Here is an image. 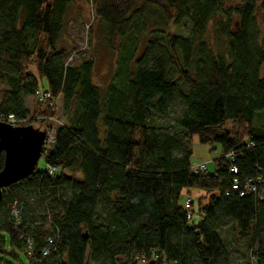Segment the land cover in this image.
<instances>
[{"label":"trees","instance_id":"obj_1","mask_svg":"<svg viewBox=\"0 0 264 264\" xmlns=\"http://www.w3.org/2000/svg\"><path fill=\"white\" fill-rule=\"evenodd\" d=\"M72 2L0 0V122L26 120L39 88L50 96L36 116L58 121L44 169L2 191L0 251L8 242L29 264H236L221 236L231 223L245 264H264V0H91L115 55L104 89L92 59L67 61ZM186 20L188 34L173 31ZM193 135L218 145L213 171L192 173ZM191 188L206 194L187 217Z\"/></svg>","mask_w":264,"mask_h":264},{"label":"rangeland","instance_id":"obj_2","mask_svg":"<svg viewBox=\"0 0 264 264\" xmlns=\"http://www.w3.org/2000/svg\"><path fill=\"white\" fill-rule=\"evenodd\" d=\"M68 22L67 30L65 34V41L69 47H72L71 54L68 57V62L72 64H79L83 60L92 59L95 66L94 81L96 84L100 85L104 89L106 82L110 79L113 72V65L115 55L111 53L105 46L102 45L100 37L97 35V28H100L99 22L95 18V10L92 7L91 0H73L68 10ZM190 23L188 20L184 21L181 25L173 27V31L186 35L190 31ZM100 33V30H99ZM31 71L36 73L34 66L29 68ZM260 76L264 77V63L260 69ZM41 85H45V79H38ZM4 89L0 85V90ZM43 90V89H41ZM43 99H36L35 97H27L26 105L30 110L28 118L23 121V123L18 125L31 124L36 128L43 130V127H52L48 129H54L57 122L54 120L46 121L49 122L48 126L40 121L39 116H36V109L41 106L38 101ZM57 106L60 108V101L57 102ZM179 108L175 107L170 110L168 122L166 124L172 123L174 119L179 115ZM60 118V117H59ZM7 122V121H6ZM189 145L192 151L191 163L199 164L204 163L206 165L207 171L211 172L214 168L213 160L219 156L218 145H209L199 142L196 135H193L189 139ZM212 146L215 149H212ZM45 162L43 157L37 162V169H44ZM190 195L185 192L182 194V200L189 198L193 200V209H197V198L199 196L205 195L206 191L196 188H191ZM199 220V216L194 214L193 221ZM231 223L222 230L221 236L230 252V258L232 262L236 264H245V254L244 245L239 241L232 231ZM12 251L14 257L12 256ZM0 262L3 264H29L25 254L16 249H12L8 242L5 243L2 251H0ZM250 264H254L253 261H249ZM140 264H148L141 262Z\"/></svg>","mask_w":264,"mask_h":264},{"label":"water","instance_id":"obj_3","mask_svg":"<svg viewBox=\"0 0 264 264\" xmlns=\"http://www.w3.org/2000/svg\"><path fill=\"white\" fill-rule=\"evenodd\" d=\"M44 140L45 131L31 124L14 126L0 122V153L4 155L0 170V201L5 188L34 172L42 157Z\"/></svg>","mask_w":264,"mask_h":264},{"label":"built area","instance_id":"obj_4","mask_svg":"<svg viewBox=\"0 0 264 264\" xmlns=\"http://www.w3.org/2000/svg\"><path fill=\"white\" fill-rule=\"evenodd\" d=\"M34 96L36 99H45L48 98L50 96L48 91H44L41 90L40 88L37 89L34 93ZM50 120H54L55 122L58 123V121L56 119H46L45 121H50ZM3 122L10 123L14 126H17L18 124L23 123V121H17L13 115H9L8 118L2 120ZM25 121V120H24ZM49 123V122H48ZM48 128H52V127H48ZM47 127H43L42 129L45 131V140L43 143V147H42V157H44L46 155V153H48V151L53 147L54 141H55V133H56V128L54 129H48ZM227 158L229 160H231L233 158L232 154L227 155ZM190 169L192 171V173L198 174V173H202L206 170V165L204 163H199V164H193L191 163ZM47 170L49 173H52L53 171H55V166H48ZM230 171H232L233 173L237 172V168L232 166L230 168ZM259 180V179H258ZM238 182H234V184H232V188H237ZM250 188L252 192H256V186L255 184L251 181L250 182ZM183 205L185 207V209L187 210V217L190 216V208H191V200L189 198H185L183 201ZM12 213L14 217H17L19 214V209H17L15 207V205L12 206ZM54 236L53 235H49L47 236L46 240L48 244L53 243L54 240ZM27 243V253L29 255V257L33 258L34 254L32 253L31 250V241L29 239L26 240ZM50 250L48 248L44 249L41 252V256L45 257L47 255H49Z\"/></svg>","mask_w":264,"mask_h":264}]
</instances>
